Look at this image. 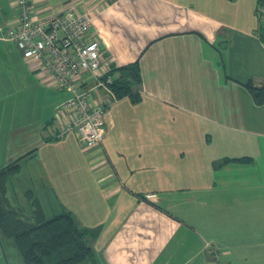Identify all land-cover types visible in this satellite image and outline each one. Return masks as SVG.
Here are the masks:
<instances>
[{
    "label": "crops",
    "instance_id": "crops-1",
    "mask_svg": "<svg viewBox=\"0 0 264 264\" xmlns=\"http://www.w3.org/2000/svg\"><path fill=\"white\" fill-rule=\"evenodd\" d=\"M30 1L34 18L88 13L102 70L117 78L116 69L136 65L139 99L109 105L100 143L50 137L42 126L69 93L25 59L51 105L38 125L5 140L0 168L32 151L8 178L10 203L26 216L31 197L46 218L70 211L94 231L90 261L100 264H216L208 245L222 264H264V102L242 85L264 84L259 0ZM14 19L15 0H0V30ZM241 157L248 161L215 165ZM25 161L39 183L25 191L30 209L10 197Z\"/></svg>",
    "mask_w": 264,
    "mask_h": 264
},
{
    "label": "built area",
    "instance_id": "built-area-1",
    "mask_svg": "<svg viewBox=\"0 0 264 264\" xmlns=\"http://www.w3.org/2000/svg\"><path fill=\"white\" fill-rule=\"evenodd\" d=\"M33 14L30 0H15V19L7 34L25 59L39 64L54 86L69 93L55 108L52 137L72 132L82 146L100 143L106 111L117 99L110 85L116 77L102 70L100 42L90 32V16L71 10L43 18ZM99 90L104 97H99ZM207 247L216 264H222L217 250Z\"/></svg>",
    "mask_w": 264,
    "mask_h": 264
},
{
    "label": "trees",
    "instance_id": "trees-1",
    "mask_svg": "<svg viewBox=\"0 0 264 264\" xmlns=\"http://www.w3.org/2000/svg\"><path fill=\"white\" fill-rule=\"evenodd\" d=\"M119 77L110 84L118 98L129 96L139 99L132 85L140 82L137 66H122ZM113 73L112 71H109ZM255 104L264 102V84L256 87L253 80L242 82ZM29 151L0 168V244L10 241L15 247L19 264H85L94 256L90 241L94 231L78 225L74 215L67 210L46 218L38 201L31 197L34 210L26 216L18 207L10 206L6 197L8 178L20 169V160ZM247 158H224L215 163L243 162Z\"/></svg>",
    "mask_w": 264,
    "mask_h": 264
},
{
    "label": "rangeland",
    "instance_id": "rangeland-1",
    "mask_svg": "<svg viewBox=\"0 0 264 264\" xmlns=\"http://www.w3.org/2000/svg\"><path fill=\"white\" fill-rule=\"evenodd\" d=\"M73 12L82 13L77 10ZM256 13L260 20V29L264 32V0H259ZM12 26L13 24L9 25V27ZM8 30H0V165L4 159V154H6L5 140L9 136L12 139L16 138L24 126L38 125L43 117L44 109L51 105L49 98H47L49 93L44 88H38L34 83V76L28 71L21 50L15 42L8 39ZM261 86L262 84H258L257 87ZM54 115L50 121L45 122L42 126L44 129L47 128V135L50 137H52L50 129L55 126ZM16 158L18 157L10 161ZM36 172L34 162L25 161L17 177L10 179L14 188V191L10 192L13 204L30 209L29 199L26 197L25 191L29 188L37 191L39 183L37 179H34ZM5 195L7 197V194ZM8 202L10 206L15 207L9 200ZM26 211L25 213H27ZM0 246V250L2 248L3 251L0 256V264H19L15 247L10 241L5 240ZM85 264L100 263L96 260H88Z\"/></svg>",
    "mask_w": 264,
    "mask_h": 264
}]
</instances>
